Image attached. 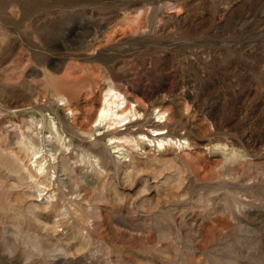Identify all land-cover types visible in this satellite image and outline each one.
Listing matches in <instances>:
<instances>
[{
  "label": "rangeland",
  "instance_id": "rangeland-1",
  "mask_svg": "<svg viewBox=\"0 0 264 264\" xmlns=\"http://www.w3.org/2000/svg\"><path fill=\"white\" fill-rule=\"evenodd\" d=\"M0 264H264V0H0Z\"/></svg>",
  "mask_w": 264,
  "mask_h": 264
},
{
  "label": "bare ground",
  "instance_id": "bare-ground-1",
  "mask_svg": "<svg viewBox=\"0 0 264 264\" xmlns=\"http://www.w3.org/2000/svg\"><path fill=\"white\" fill-rule=\"evenodd\" d=\"M122 93L118 92L116 89H113V88H110L108 89L106 92H105V95H104V102H103V106L102 108H99L100 109V114L98 115V121H105L107 119H110L114 120V122L118 121H121L124 119H127L129 118V114L132 113L133 115L136 114V112H142L144 109V107L142 108V105L141 106H136L134 108V111H135V114L132 112V103L131 102L129 105L126 104L125 107H123V109L120 110L121 108V103H123V101L127 100V98L125 96H123ZM129 100V99H128ZM134 103H136V101H134ZM124 106V105H123ZM163 108V107H162ZM98 112V110H97ZM161 112V111H160ZM131 114V115H132ZM144 115V114H143ZM111 122V123H112ZM113 122V123H114ZM140 123V122H139ZM158 123V122H157ZM116 124V123H115ZM161 124V123H159ZM151 125V124H150ZM154 125V124H153ZM156 126V125H155ZM163 126V127H162ZM161 127L164 128L166 126V124L162 125ZM154 128V127H153ZM155 129V128H154ZM157 130H160L159 128H156ZM162 130V129H161ZM113 134V133H111ZM117 134V133H116ZM119 134V133H118ZM163 134V133H162ZM40 168V167H39ZM44 169V167H43ZM41 170V169H40Z\"/></svg>",
  "mask_w": 264,
  "mask_h": 264
}]
</instances>
